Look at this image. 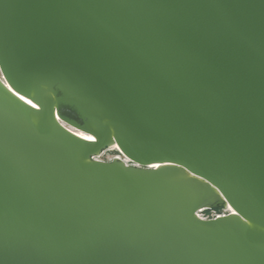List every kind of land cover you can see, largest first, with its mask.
<instances>
[{
    "label": "water",
    "instance_id": "1",
    "mask_svg": "<svg viewBox=\"0 0 264 264\" xmlns=\"http://www.w3.org/2000/svg\"><path fill=\"white\" fill-rule=\"evenodd\" d=\"M261 230L264 0H0V264H264Z\"/></svg>",
    "mask_w": 264,
    "mask_h": 264
},
{
    "label": "snow or ice",
    "instance_id": "2",
    "mask_svg": "<svg viewBox=\"0 0 264 264\" xmlns=\"http://www.w3.org/2000/svg\"><path fill=\"white\" fill-rule=\"evenodd\" d=\"M36 79L39 80L40 77H37ZM5 87L8 88V91H9V92H12V95H13V96L18 97L19 100L24 101L25 103L31 105L32 108H37V105H36V104H33L31 100H26V99H25V95H21V94H20V91H15V90H13L10 86H8L6 81H5ZM17 87H19V86H17ZM76 93H77V95L79 96V98H80V100H81L82 102H85V103H91L92 100H93V98H92L87 92H85V91H83V90H81V89H76ZM84 139H85V140H88V141H94V137H92V136H86V137H84ZM137 167H139V165H137ZM161 167H168V166H167V165L162 166V165H160V164H151V165H149L148 170H149V171H157V170H159ZM249 219H251V217H250ZM244 223H245L246 225H248V221H247V220H245ZM255 223H256V222L253 221V223H252L251 225H248L249 230H254ZM260 235H261V236H264V230H261ZM243 238H244L246 241L248 240L247 235L243 236Z\"/></svg>",
    "mask_w": 264,
    "mask_h": 264
},
{
    "label": "rangeland",
    "instance_id": "3",
    "mask_svg": "<svg viewBox=\"0 0 264 264\" xmlns=\"http://www.w3.org/2000/svg\"><path fill=\"white\" fill-rule=\"evenodd\" d=\"M117 157H120V152L117 149H109V150H105L101 154V156L97 158L102 161L110 162V161H113V159ZM226 214H228V210L227 209L224 210L223 208L207 209L199 213V215L205 219L216 218L218 216H222Z\"/></svg>",
    "mask_w": 264,
    "mask_h": 264
},
{
    "label": "bare ground",
    "instance_id": "4",
    "mask_svg": "<svg viewBox=\"0 0 264 264\" xmlns=\"http://www.w3.org/2000/svg\"><path fill=\"white\" fill-rule=\"evenodd\" d=\"M78 135H80V136H83V137H86V136H88V135H85V134H83V133H81V132H76ZM112 149H117L116 147H114V148H112ZM118 150V149H117ZM119 158H123V156L120 154V157ZM127 161V160H126ZM128 162V161H127ZM227 210H228V214L229 213H232L231 212V210L229 209V208H226Z\"/></svg>",
    "mask_w": 264,
    "mask_h": 264
},
{
    "label": "built area",
    "instance_id": "5",
    "mask_svg": "<svg viewBox=\"0 0 264 264\" xmlns=\"http://www.w3.org/2000/svg\"><path fill=\"white\" fill-rule=\"evenodd\" d=\"M129 163V162H128Z\"/></svg>",
    "mask_w": 264,
    "mask_h": 264
}]
</instances>
